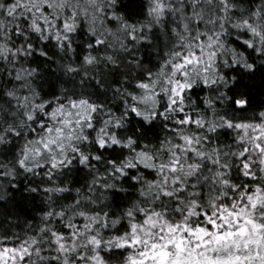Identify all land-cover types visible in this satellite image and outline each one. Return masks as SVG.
<instances>
[{
	"label": "snow or ice",
	"instance_id": "1",
	"mask_svg": "<svg viewBox=\"0 0 264 264\" xmlns=\"http://www.w3.org/2000/svg\"><path fill=\"white\" fill-rule=\"evenodd\" d=\"M0 264H264V0H0Z\"/></svg>",
	"mask_w": 264,
	"mask_h": 264
},
{
	"label": "clouds",
	"instance_id": "2",
	"mask_svg": "<svg viewBox=\"0 0 264 264\" xmlns=\"http://www.w3.org/2000/svg\"><path fill=\"white\" fill-rule=\"evenodd\" d=\"M134 123H135V121H134ZM131 127V126H130ZM137 127H138V125H137ZM66 143V142H65Z\"/></svg>",
	"mask_w": 264,
	"mask_h": 264
}]
</instances>
